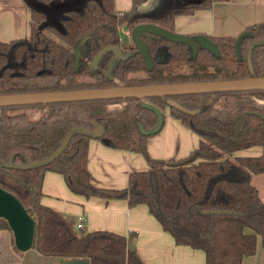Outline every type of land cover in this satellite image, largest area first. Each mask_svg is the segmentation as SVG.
Returning <instances> with one entry per match:
<instances>
[{"label": "trees", "instance_id": "trees-1", "mask_svg": "<svg viewBox=\"0 0 264 264\" xmlns=\"http://www.w3.org/2000/svg\"><path fill=\"white\" fill-rule=\"evenodd\" d=\"M24 1L30 12L28 36L0 40V93L264 75V45L253 46L250 65L245 60L247 44L264 39V21L245 26L249 33L239 40L238 57L235 36L209 35L217 52L198 47L191 56L183 42L144 34L152 59L149 69L133 42L118 38L120 23L130 28L147 21L172 29L174 14L208 7L215 0H151L143 10L136 5L145 0H131L123 10L114 9L112 0ZM106 44H117L128 54L112 57L107 50L92 60ZM74 47L78 51L75 67ZM163 49L166 53L161 56ZM135 71L142 74H130ZM167 97L194 111L167 104ZM263 100L264 87L0 105V186L12 192L33 219L29 247L60 261L86 257L85 264H146L135 251L132 233L85 230L72 217L42 204L40 182L45 169L59 172L71 191L84 196L123 198L128 205L144 203L176 243L202 249L204 264H239L243 255L253 252L255 235L264 239V200L250 181L251 173L264 170ZM114 102L121 104L110 107ZM143 102L160 111L166 106L197 134L196 145L177 158L149 156L145 138L150 133L141 132L138 124L150 128L156 115ZM16 107H34L39 113L29 117L24 110L14 111ZM90 119L102 125L97 138L103 144L143 155L147 167L128 171L124 186L91 183L85 166L88 136L78 132L45 164L27 168L2 164L45 156L68 128L89 127ZM249 145H258L259 152L233 153ZM0 227L10 232L1 216ZM10 241L16 249L11 232Z\"/></svg>", "mask_w": 264, "mask_h": 264}, {"label": "crops", "instance_id": "crops-1", "mask_svg": "<svg viewBox=\"0 0 264 264\" xmlns=\"http://www.w3.org/2000/svg\"><path fill=\"white\" fill-rule=\"evenodd\" d=\"M112 5L114 9H128L131 0H112ZM257 21H264V0H215L208 7L174 14L172 30L207 36H236L246 25ZM29 26L30 12L24 0H0V40L25 38L29 34ZM117 35L121 41L131 40L125 23L118 25ZM140 72L130 74L141 75ZM161 113L160 127L145 138L147 154L159 158L186 155L196 145L197 134L171 115L166 106ZM259 150L258 145H249L233 153L251 155L257 154ZM85 166L89 180L94 185L122 187L126 183L128 171L146 168L147 163L138 151L111 147L97 137H88ZM250 181L258 196L264 200V170L251 173ZM40 190L39 201L42 204L73 220L82 217L79 226L82 229L103 228L125 235L132 233L135 251L146 264H204L202 249L176 243L142 202L128 205L123 198L84 196L71 191L61 174L50 169L42 173ZM0 262L60 264L61 261L58 256L43 255L31 247L14 249L9 230L0 227ZM239 264H264V239L261 240L258 234L255 235L253 252L243 255Z\"/></svg>", "mask_w": 264, "mask_h": 264}, {"label": "water", "instance_id": "water-1", "mask_svg": "<svg viewBox=\"0 0 264 264\" xmlns=\"http://www.w3.org/2000/svg\"><path fill=\"white\" fill-rule=\"evenodd\" d=\"M151 0H145L136 5L137 10L149 7ZM35 4H39L35 2ZM40 5V4H39ZM246 29L241 30L234 38L233 47L236 57H238V43L242 36L248 34ZM130 39L134 44V51L140 53L144 67L149 69L152 66V59L149 50L142 39V35L162 37L171 41H180L187 45L191 56H193L198 47H204L213 53L217 49L211 39L203 33L186 34L164 28L158 24L141 21L129 28ZM81 37L79 40H82ZM264 45V39H253L246 47L245 60L250 65L251 49L255 45ZM109 50L112 57H124L127 52L122 53L119 45L106 44L101 46L92 56L94 60L99 54ZM73 51V67H75L78 57L77 48ZM166 53V50L161 51V56ZM264 87V75L242 76L235 78L224 79H207V80H191V81H173V82H158L145 84H120L109 85L102 87H82L71 89H50V90H35V91H20V92H2L0 93V105L17 104V103H32L41 101L68 100V99H84V98H100L111 96H148V95H163L182 92H199L223 89H250ZM166 102L177 109L191 113L194 109L187 108L176 100L167 97ZM143 105L152 109L156 115V121L150 128L144 129L139 124L141 132L149 134L156 131L162 122V113L157 106L150 102H143ZM89 127L83 125H74L68 128L62 135L57 147L45 156L32 161H3L5 166L27 168L45 164L64 148L68 138L73 133H82L88 137H98L103 132V127L95 119L89 120ZM0 216L6 221L10 229L12 242L16 249L24 250L29 248L33 234V219L22 205L19 199L10 191L0 186ZM86 257H68L64 258L60 264H85ZM0 264H24L20 262H0Z\"/></svg>", "mask_w": 264, "mask_h": 264}, {"label": "rangeland", "instance_id": "rangeland-1", "mask_svg": "<svg viewBox=\"0 0 264 264\" xmlns=\"http://www.w3.org/2000/svg\"><path fill=\"white\" fill-rule=\"evenodd\" d=\"M141 10H143V9H141ZM158 56H159V54H157V57ZM140 73H142V71ZM79 78L89 79L88 76H79ZM120 104H121V102H114L113 104L110 103V107H115V105L118 106ZM13 110L14 111L24 110L29 117L35 116L39 113V110L34 108V107H16ZM8 111H10V110H8Z\"/></svg>", "mask_w": 264, "mask_h": 264}, {"label": "built area", "instance_id": "built-area-1", "mask_svg": "<svg viewBox=\"0 0 264 264\" xmlns=\"http://www.w3.org/2000/svg\"><path fill=\"white\" fill-rule=\"evenodd\" d=\"M81 220H82V217L78 216V217L76 218V220H75V225H76V226H80V224H81Z\"/></svg>", "mask_w": 264, "mask_h": 264}]
</instances>
